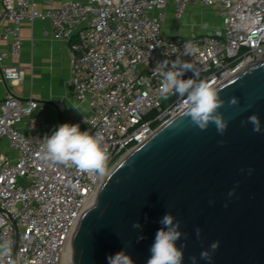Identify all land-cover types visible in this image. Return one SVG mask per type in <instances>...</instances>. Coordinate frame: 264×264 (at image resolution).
<instances>
[{"label":"built area","instance_id":"1","mask_svg":"<svg viewBox=\"0 0 264 264\" xmlns=\"http://www.w3.org/2000/svg\"><path fill=\"white\" fill-rule=\"evenodd\" d=\"M51 2V0H48ZM181 18L191 4L217 10L222 27L209 34L165 36L168 3ZM35 19L50 23L54 39L70 43L73 98L89 117L78 124L99 137L107 154L103 175L81 172L71 163L53 164L41 156L45 137L36 126L34 99L9 94L0 100V140L14 155L0 153V264H71L65 250L82 213L91 207L111 170L158 127L183 110L182 100L161 90L152 74L158 61L191 63L200 80L213 87L264 58V0H86L66 1L57 9L34 10L29 0H0V39L9 49L0 53V75L18 86L23 70L5 60L22 48L21 25ZM185 44L193 46L185 56ZM192 76L186 72L184 79ZM27 120L26 131L19 126ZM85 131V130H84ZM15 222V227L10 220Z\"/></svg>","mask_w":264,"mask_h":264},{"label":"water","instance_id":"2","mask_svg":"<svg viewBox=\"0 0 264 264\" xmlns=\"http://www.w3.org/2000/svg\"><path fill=\"white\" fill-rule=\"evenodd\" d=\"M214 88L224 101L217 109L228 122L224 134L211 123L200 130L183 110L158 127L102 181L71 236V264H107L122 250L145 264L166 213L185 234L184 264L190 256L206 264L200 252L214 241L211 264H264V58ZM253 113L260 133L247 122ZM17 241L15 232V264Z\"/></svg>","mask_w":264,"mask_h":264},{"label":"clouds","instance_id":"3","mask_svg":"<svg viewBox=\"0 0 264 264\" xmlns=\"http://www.w3.org/2000/svg\"><path fill=\"white\" fill-rule=\"evenodd\" d=\"M193 46L185 44L183 48L184 57L191 56ZM192 72V76L184 79L186 72ZM153 75L160 77L161 90L164 94L171 93L179 97L183 102L184 115L190 118L191 123L200 130L214 124L218 134L223 135L227 129L228 122L223 119L217 111L224 101L220 99L217 89L205 80H200L198 73L194 71L193 65L184 59L176 56V59L169 61L165 59L158 61L153 68ZM230 105L238 103L236 97L228 101ZM247 122L252 125V131H262L261 120L255 113L247 117ZM244 123V121H242ZM41 156L45 161L53 164L71 163L81 172H95L103 175L107 166V154L101 147L98 136L89 131H81L78 124L63 123L54 128L50 135L42 139ZM234 192L230 190L228 195ZM162 226L157 230L154 242L150 246V257L145 264H184L185 244L181 237L185 235L180 230V221L176 220L171 213H166L159 221ZM133 228L141 229L142 225L136 221ZM199 238L200 229H195ZM143 237L137 235V239ZM181 241L179 245L177 242ZM219 241H214L208 249L200 252V259L211 264L212 253L218 248ZM4 253H7L8 244L0 246ZM190 264H197V257L190 256ZM107 264H134L130 255L124 250L114 256L107 257Z\"/></svg>","mask_w":264,"mask_h":264},{"label":"crops","instance_id":"4","mask_svg":"<svg viewBox=\"0 0 264 264\" xmlns=\"http://www.w3.org/2000/svg\"><path fill=\"white\" fill-rule=\"evenodd\" d=\"M66 1L86 2V0H29L36 11L57 9ZM162 23V34L165 36H190L209 34L221 29V19L217 10L199 4H191L181 18L174 15V6L167 4ZM49 21L35 19L25 21L21 25L20 35L22 48L17 58L9 56L5 63L16 65L23 70L24 76L18 86L3 81L0 75V100L12 94L25 101L34 99L42 109L34 111L36 126L45 135L60 124H78L80 115L89 117L87 107L78 104L68 86L70 79L71 53L70 43L77 40V33L72 34L69 42L54 39ZM9 49V43L0 39V53ZM81 131L86 130L87 123L78 124ZM27 120L19 128L25 132ZM0 153L12 156L6 140H0Z\"/></svg>","mask_w":264,"mask_h":264},{"label":"bare ground","instance_id":"5","mask_svg":"<svg viewBox=\"0 0 264 264\" xmlns=\"http://www.w3.org/2000/svg\"><path fill=\"white\" fill-rule=\"evenodd\" d=\"M118 164V163H117ZM116 164V165H117ZM115 165V166H116ZM73 234V233H72ZM72 236V235H71ZM71 239V238H70ZM65 256H66V258H67V260L69 261H71V257H72V250H71V244H70V242H69V244H68V246L66 247V250H65Z\"/></svg>","mask_w":264,"mask_h":264}]
</instances>
